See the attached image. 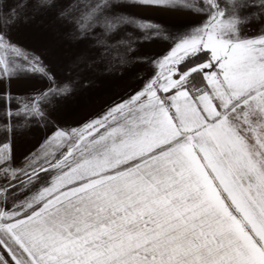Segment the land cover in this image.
<instances>
[{
  "label": "snow or ice",
  "instance_id": "obj_1",
  "mask_svg": "<svg viewBox=\"0 0 264 264\" xmlns=\"http://www.w3.org/2000/svg\"><path fill=\"white\" fill-rule=\"evenodd\" d=\"M55 3L0 0V264H264V0H71L57 18L86 45L74 64L143 62L152 73L14 166L10 121L43 119L71 91L10 36L30 5ZM141 8L203 19L169 33L131 11ZM154 40L170 47L136 55ZM29 74L50 87L12 93L11 81Z\"/></svg>",
  "mask_w": 264,
  "mask_h": 264
},
{
  "label": "rangeland",
  "instance_id": "obj_2",
  "mask_svg": "<svg viewBox=\"0 0 264 264\" xmlns=\"http://www.w3.org/2000/svg\"><path fill=\"white\" fill-rule=\"evenodd\" d=\"M70 2L71 0H56L54 7L40 10L30 5L27 21L18 23L11 29V39L38 55L48 71L55 76L58 84L71 82V91L67 95L55 97L51 103L44 106L43 119H25L21 116L10 121L14 126L10 134L15 157L14 166H19L57 127H80L104 115L114 105L127 100L140 89L141 76L146 77L152 73V68L143 62L124 66L117 64L110 68L104 64L93 65L87 62L74 64L75 58L87 51L86 45L68 40L65 37L66 25L57 18V11L67 7ZM131 11L162 25L169 33L183 31L203 19L180 9L141 8ZM261 26L259 21L254 20L249 28L256 32ZM127 31L131 32L132 29ZM169 47L170 43L163 40L140 43L136 55L157 57L163 55ZM6 87L5 83L0 82V93H3ZM48 87L49 81L39 74H29L11 81V91L17 95L31 94ZM3 108V101H0V123L4 120ZM2 134L5 133L0 129V138ZM42 179L47 180V176H42ZM39 186L37 184L29 190L21 191L17 200H23Z\"/></svg>",
  "mask_w": 264,
  "mask_h": 264
},
{
  "label": "crops",
  "instance_id": "obj_3",
  "mask_svg": "<svg viewBox=\"0 0 264 264\" xmlns=\"http://www.w3.org/2000/svg\"><path fill=\"white\" fill-rule=\"evenodd\" d=\"M4 137H5V134H2L1 138H0L1 139L0 142H2L4 140Z\"/></svg>",
  "mask_w": 264,
  "mask_h": 264
}]
</instances>
